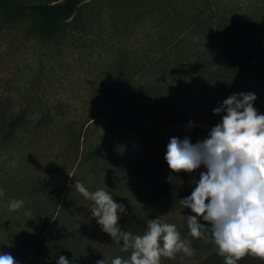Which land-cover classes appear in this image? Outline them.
<instances>
[{"label": "trees", "instance_id": "obj_1", "mask_svg": "<svg viewBox=\"0 0 264 264\" xmlns=\"http://www.w3.org/2000/svg\"><path fill=\"white\" fill-rule=\"evenodd\" d=\"M16 31L39 59L0 90V235L29 233L23 264H57L61 255L69 264L130 258L92 217L77 180L125 205L123 231L142 235L159 217L191 246L212 242L208 229V239L193 238L186 216L194 213L181 214L180 199L195 187L185 190L186 180L200 169L172 172L167 147L150 146L143 129L158 119L178 132L189 122L211 130L223 115L213 109L239 93L255 94L264 114V0H0V34ZM41 45L50 71L93 66L82 96L48 90ZM132 131L139 143L130 142ZM17 199L23 207L9 211ZM161 264L224 258L216 250L196 263L162 257ZM238 264L264 260L247 255Z\"/></svg>", "mask_w": 264, "mask_h": 264}, {"label": "clouds", "instance_id": "obj_2", "mask_svg": "<svg viewBox=\"0 0 264 264\" xmlns=\"http://www.w3.org/2000/svg\"><path fill=\"white\" fill-rule=\"evenodd\" d=\"M256 99L253 93L230 95L213 109L214 115H223L207 138L192 144L188 137H172L164 157L175 173H192L201 166L206 169L198 182L190 181L195 187L180 204L194 213L186 216L190 235L208 239L205 229L210 230L224 264H238L247 255L264 260V114L253 106ZM194 126L189 122V127ZM74 185L93 202L88 208L102 230L113 241H122V252H130V258L115 257L111 264H161L162 257L193 255L190 243L181 239L175 224L159 217L149 219L144 233L133 235L118 226V212L126 214L125 205L116 203L104 189L90 192L79 180ZM3 192L0 188V195ZM23 204V200H12L8 209L18 211ZM0 264L19 262L11 253H0ZM57 264H69V260L61 255Z\"/></svg>", "mask_w": 264, "mask_h": 264}, {"label": "rangeland", "instance_id": "obj_3", "mask_svg": "<svg viewBox=\"0 0 264 264\" xmlns=\"http://www.w3.org/2000/svg\"><path fill=\"white\" fill-rule=\"evenodd\" d=\"M229 1L238 5H244L249 0ZM19 33L16 31L15 33L4 32L0 34V90H2L1 85L7 82L16 83V81H19L22 77L21 73L27 74L30 68L35 66L34 62H38L39 60L34 54L37 50L31 48L30 43L22 41L24 37L21 35L22 33ZM36 46L39 47L38 44ZM48 50L49 48L42 46L39 52L42 57V64L44 65L45 79H51L53 84V87L48 88V90L59 92L67 96H82L83 92L87 89V86H85L87 82L86 79L88 80L93 74V66L92 68H88L87 66H82L80 68L78 64L69 66L63 63L62 65H57L58 68L56 70L50 71L48 67L49 58L46 59L47 56H45ZM85 53H90V51ZM101 118L103 119V117H100V120ZM143 132L150 146L160 147L163 145L167 147L170 138L174 137L175 133L180 136L181 140L188 137L191 140L202 141L208 137L210 130L185 127L178 132L176 131L175 125L156 119L146 121ZM129 138L131 143H139L140 137L137 131H132ZM203 171H206V169L201 166L198 174L186 180L185 190H190L195 185V183H190V181L195 180L198 182L200 173ZM3 203V200L0 198V206ZM181 210L182 215L191 213L190 209H183V206H181ZM11 222H17V219H12ZM1 236L2 235H0V253H11L19 264H23L27 257L28 246L31 242L29 233L15 234L14 236H9V239L6 240ZM182 240L186 241V239ZM191 248L193 249V255L187 256L179 253L176 258L172 260L178 261L183 256V259L187 263H196L217 250L212 242H201L199 245L191 246Z\"/></svg>", "mask_w": 264, "mask_h": 264}]
</instances>
